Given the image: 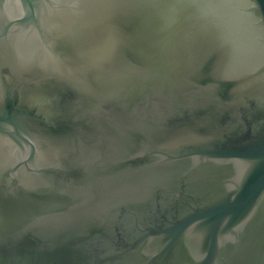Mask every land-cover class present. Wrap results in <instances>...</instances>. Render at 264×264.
Instances as JSON below:
<instances>
[{
    "label": "water",
    "instance_id": "obj_1",
    "mask_svg": "<svg viewBox=\"0 0 264 264\" xmlns=\"http://www.w3.org/2000/svg\"><path fill=\"white\" fill-rule=\"evenodd\" d=\"M0 264H264V0H0Z\"/></svg>",
    "mask_w": 264,
    "mask_h": 264
}]
</instances>
